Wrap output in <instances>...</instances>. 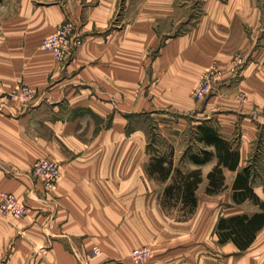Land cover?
Here are the masks:
<instances>
[{"label":"crops","instance_id":"1","mask_svg":"<svg viewBox=\"0 0 264 264\" xmlns=\"http://www.w3.org/2000/svg\"><path fill=\"white\" fill-rule=\"evenodd\" d=\"M261 19L259 0H2L0 193L28 211L0 214V264H135L131 251L146 245L154 255L141 264H247L264 228L245 251L217 234L221 217L260 210L234 202L238 170L225 168L230 198L220 208L214 199L225 191L202 206L199 188L194 214L177 220L161 205L171 178L147 169L156 151L143 124L172 113L208 119L239 148L240 168L259 155L253 185L264 200V47L249 27ZM65 20L83 40L60 60L42 41ZM212 68L221 70L215 88L199 100L194 88ZM23 85L35 88L31 100L16 95ZM183 127L160 126L169 146L157 153L170 148L176 166L202 167L207 185L218 159L185 157L198 145ZM50 157L63 173L48 190L31 171Z\"/></svg>","mask_w":264,"mask_h":264},{"label":"trees","instance_id":"2","mask_svg":"<svg viewBox=\"0 0 264 264\" xmlns=\"http://www.w3.org/2000/svg\"><path fill=\"white\" fill-rule=\"evenodd\" d=\"M191 139L198 145L197 149L190 146L185 152V157H188L191 162L200 166L206 164L214 156L218 159L215 167L208 173L209 182L206 192L219 193L226 187L225 168L238 170L233 185L234 202L240 204L252 200L260 208L251 214L237 213L223 216L217 222L220 243L233 241L241 251H245L257 239L258 232L264 228V200L256 193L253 185L257 167L251 162L249 166L240 168L239 148L233 141L225 138L219 132L218 127L208 119L193 126ZM210 146H213L215 150H210L208 148ZM148 150L156 151L147 165L149 173L163 182L171 178L161 196L163 210L177 212L178 220L188 219L194 214L199 204L198 189L203 182L202 167L185 169L179 165L176 166L174 150L159 154L157 148H152V142H149Z\"/></svg>","mask_w":264,"mask_h":264},{"label":"built area","instance_id":"3","mask_svg":"<svg viewBox=\"0 0 264 264\" xmlns=\"http://www.w3.org/2000/svg\"><path fill=\"white\" fill-rule=\"evenodd\" d=\"M82 40V35L78 32L76 23L72 20H65L60 23L55 32L44 38L42 46L51 50L54 56L61 60L71 56L82 43ZM220 73L219 68L205 71L200 82L194 88L193 96L199 100H204L214 90L215 80H217ZM35 93V88L28 85H23L16 91V95L20 94L25 100H31ZM31 172L35 178L37 177L43 181L48 190L55 187L63 173L60 162L51 157L36 160ZM27 211V204L21 201L13 192L3 191L0 193V214L5 217H23ZM152 252L153 249L150 246H142L132 250L130 255L133 261L139 264L150 259L153 255ZM98 253H100V248L95 246L94 254Z\"/></svg>","mask_w":264,"mask_h":264},{"label":"rangeland","instance_id":"4","mask_svg":"<svg viewBox=\"0 0 264 264\" xmlns=\"http://www.w3.org/2000/svg\"><path fill=\"white\" fill-rule=\"evenodd\" d=\"M259 6L261 8V13H262L261 24L259 26H256V27L255 26H249V27H251L250 31L255 33L254 37L256 39V47L258 48V46L261 45L262 48H263L264 47V8H263V0H259ZM253 27H255V29ZM209 94H208V96L206 98L209 97ZM146 121L147 122L144 123L143 125L146 126L148 129H150V131H149L150 132V134H149V140L150 141L149 142H152V148L153 149H155V148L158 149V148H163L165 146H169V145H167V141L164 138H161L159 136V133H158L160 126H162L163 124H165L166 126H169L170 128H174L176 126L177 122L181 121L183 123L184 130L188 133V137L189 136L191 137V132H192L193 126L196 125L195 124L196 120L194 118H192V117L191 118H186V117L183 118V116L181 117L180 114H178V113L177 114L172 113V114L155 115L152 119L148 117V119ZM169 150H171V149L169 148ZM151 152H152V150H151ZM260 159L261 158L258 155V156H255V158L252 161L254 163V165H256L257 170H258L259 166H261L260 165ZM207 185H206V183H203L199 187L200 188L199 189V194L201 195L202 206L204 205L205 201L208 199V198L206 199L207 194H210V193L206 192ZM223 191H225V192L222 193V196L216 197L214 199L215 205H213V206L215 208H217V207L220 208L222 202L224 203V201H227L230 198V196L228 195L229 190L227 189V186L223 189ZM214 194H218V193H214ZM199 198H200V196H199ZM213 206H211V207H213ZM242 208L244 210H247L248 212H252V211H254V209H256V205L251 200V201H249L248 204L243 205ZM226 209H227V211H231V209H228L227 206H226ZM165 211H167V210H165ZM167 212L172 214V215H174L175 218L178 220V213L177 212H175V211H173V212L167 211ZM212 220H213V216L212 215L211 216L210 215H206L203 218V223L202 224L206 227V229L209 230V227L211 226L210 223H212L211 222ZM258 236H259V238L257 239L256 243L253 245L252 249L249 250L246 253L247 254L246 255L247 264H249V263L250 264H254V262H251L254 259H256L257 261L259 260V261H261V264H264V230L262 232H260ZM146 246H150L153 249V246H151V245H146ZM152 254H153V252H152ZM153 255L151 256V258L153 257ZM139 264H141V263H139Z\"/></svg>","mask_w":264,"mask_h":264}]
</instances>
